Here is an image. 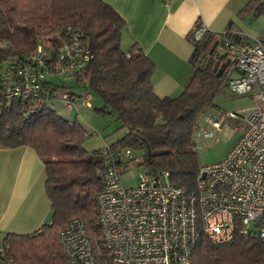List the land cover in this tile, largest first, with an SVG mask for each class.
Returning a JSON list of instances; mask_svg holds the SVG:
<instances>
[{
	"label": "trees",
	"instance_id": "obj_1",
	"mask_svg": "<svg viewBox=\"0 0 264 264\" xmlns=\"http://www.w3.org/2000/svg\"><path fill=\"white\" fill-rule=\"evenodd\" d=\"M261 12L264 0H249L238 16ZM124 27V19L103 0H0V146L27 145L36 151L44 164L50 201V217L38 229L4 234L8 253L18 264H66L57 236L72 217L83 221L96 263L114 264L97 220L104 148L138 151V164L147 172L166 170L172 185L187 192L196 188L201 164L193 148L195 127L201 114L216 106L217 95L235 94L227 86L235 69L224 51L225 41L249 38L237 31L233 20L221 32L207 29L199 39H194L193 28L186 34L192 50L182 89L175 96H161L152 86L154 62L136 44L129 50L121 47ZM67 29L79 33L91 55L66 76L83 84L84 92L100 97L97 112L115 114L126 129L114 142L91 151L83 148L85 127L48 106L58 87L53 79L65 76L53 69L72 37ZM257 37L264 42V31ZM38 46L46 53L45 68L50 69L40 80V95L26 100L6 97L4 87L18 81L19 58ZM67 87L74 98L79 95ZM131 160L132 154L123 169ZM191 263L264 264V243L256 234L238 230L223 243H213L200 233L192 246Z\"/></svg>",
	"mask_w": 264,
	"mask_h": 264
},
{
	"label": "built area",
	"instance_id": "obj_2",
	"mask_svg": "<svg viewBox=\"0 0 264 264\" xmlns=\"http://www.w3.org/2000/svg\"><path fill=\"white\" fill-rule=\"evenodd\" d=\"M160 1L167 4L171 0ZM207 29L199 22L193 30L194 39ZM79 36L72 32L63 45L53 69L57 74L67 75L90 58ZM224 51L235 69L227 80L229 90L248 95L252 104L242 112L229 111L221 117L209 110L201 114L193 136L195 150L204 146L210 128L224 129L225 134L231 131L225 121L244 128L224 158L200 166L193 191L172 185L166 170L142 171L135 185L124 186L119 174L131 151L103 149L104 185L96 196L97 220L114 264H192V246L200 233L213 243H223L238 230L254 233L264 243V42L259 37L225 41ZM45 59L41 46L19 58L18 81L6 85L4 95L22 100L38 97L40 80L50 70L45 68ZM81 95L82 105L89 108L90 92ZM59 99L68 109L77 108L68 90H63ZM57 237L66 264H97L93 243L80 218H70ZM0 264H18L1 237Z\"/></svg>",
	"mask_w": 264,
	"mask_h": 264
},
{
	"label": "crops",
	"instance_id": "obj_3",
	"mask_svg": "<svg viewBox=\"0 0 264 264\" xmlns=\"http://www.w3.org/2000/svg\"><path fill=\"white\" fill-rule=\"evenodd\" d=\"M103 1L124 19L121 47L129 50L136 44L154 62L152 86L161 96H175L182 89L192 50L186 34L196 23L221 32L243 6V0ZM236 29L240 31L237 25ZM44 183V164L33 148L0 146L1 238L7 232H32L49 219Z\"/></svg>",
	"mask_w": 264,
	"mask_h": 264
},
{
	"label": "rangeland",
	"instance_id": "obj_4",
	"mask_svg": "<svg viewBox=\"0 0 264 264\" xmlns=\"http://www.w3.org/2000/svg\"><path fill=\"white\" fill-rule=\"evenodd\" d=\"M248 1L249 0H243V5ZM233 20L239 27V32L249 39L260 36L262 31H264V12H261L257 16L248 13L244 18H239L238 15H234ZM53 80L58 86L55 91L56 99L49 101L48 106L67 118L72 120H74V118L77 119V121L85 127L86 137L83 142V148L86 151H91L105 144L112 143L125 133L126 129L121 126V122L116 118L115 114H99L97 112L96 108L102 105L101 99L97 95L90 92L92 96L91 108L82 105L83 96L81 94L84 92L83 84H77L74 78L66 75L54 78ZM67 86L79 94L75 96L77 108L73 107L68 109L64 106L63 101L59 100L62 91L68 88ZM214 102L216 106L210 108L209 111L217 117H221L225 112L229 111L242 112L252 104L248 95H231L228 93L217 95ZM225 125L231 126V131L225 134L224 129L216 130L210 128L211 135L205 140L204 146L196 150L201 165L217 162L224 158L244 128L243 124L236 125L233 124L231 120L225 121ZM223 127L224 125L222 128ZM139 161V152L132 150V160L125 167V170L121 171L119 174L120 182L124 186L135 185L139 173L146 171L143 165L138 164Z\"/></svg>",
	"mask_w": 264,
	"mask_h": 264
},
{
	"label": "water",
	"instance_id": "obj_5",
	"mask_svg": "<svg viewBox=\"0 0 264 264\" xmlns=\"http://www.w3.org/2000/svg\"><path fill=\"white\" fill-rule=\"evenodd\" d=\"M150 154V151H149V148H147V157L149 156Z\"/></svg>",
	"mask_w": 264,
	"mask_h": 264
}]
</instances>
